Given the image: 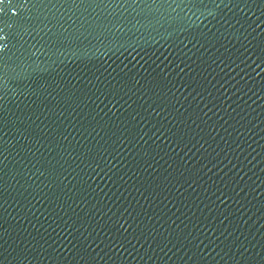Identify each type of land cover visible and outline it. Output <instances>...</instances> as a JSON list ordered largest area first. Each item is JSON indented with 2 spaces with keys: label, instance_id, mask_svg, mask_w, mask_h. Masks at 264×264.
Returning <instances> with one entry per match:
<instances>
[{
  "label": "water",
  "instance_id": "1",
  "mask_svg": "<svg viewBox=\"0 0 264 264\" xmlns=\"http://www.w3.org/2000/svg\"><path fill=\"white\" fill-rule=\"evenodd\" d=\"M0 264H264V0H0Z\"/></svg>",
  "mask_w": 264,
  "mask_h": 264
}]
</instances>
